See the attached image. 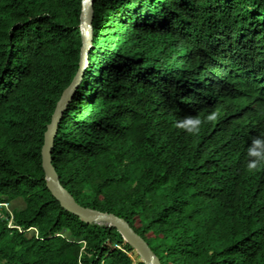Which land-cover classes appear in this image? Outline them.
Wrapping results in <instances>:
<instances>
[{"label":"trees","instance_id":"trees-1","mask_svg":"<svg viewBox=\"0 0 264 264\" xmlns=\"http://www.w3.org/2000/svg\"><path fill=\"white\" fill-rule=\"evenodd\" d=\"M81 14L82 0H0V264H144L47 186ZM91 26L51 148L61 185L160 264H264V0H93Z\"/></svg>","mask_w":264,"mask_h":264},{"label":"water","instance_id":"water-1","mask_svg":"<svg viewBox=\"0 0 264 264\" xmlns=\"http://www.w3.org/2000/svg\"><path fill=\"white\" fill-rule=\"evenodd\" d=\"M92 2L93 0H82L81 29L83 38L79 67L70 85L62 93L52 115L51 122L45 132L44 145L42 147V158L43 167L48 179L47 186L51 190L54 197L60 201L64 207L81 215L85 220L104 221L118 228L129 244L139 253L142 259L141 261L144 264H160L159 259L153 253L148 243L140 235H138L123 218L108 212H101L79 205L74 197L61 185L57 173L52 165L51 148L60 116L66 104L78 88L87 67V55L91 45L92 33Z\"/></svg>","mask_w":264,"mask_h":264},{"label":"rangeland","instance_id":"rangeland-1","mask_svg":"<svg viewBox=\"0 0 264 264\" xmlns=\"http://www.w3.org/2000/svg\"><path fill=\"white\" fill-rule=\"evenodd\" d=\"M3 208L8 211L10 214H12V212L15 210V209H21L23 207H25V202L22 200V199H17L13 202H8V203H3L2 204ZM12 222V221H11ZM10 222V224H11ZM33 232H37L36 229L33 230ZM135 259H137L138 261H141V256L139 255V253L135 250ZM137 256V257H136Z\"/></svg>","mask_w":264,"mask_h":264}]
</instances>
